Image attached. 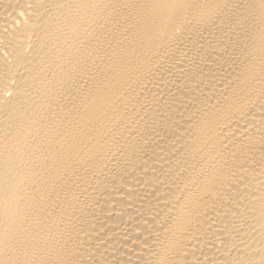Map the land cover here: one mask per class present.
I'll return each instance as SVG.
<instances>
[{"label":"bare ground","instance_id":"obj_1","mask_svg":"<svg viewBox=\"0 0 264 264\" xmlns=\"http://www.w3.org/2000/svg\"><path fill=\"white\" fill-rule=\"evenodd\" d=\"M0 264H264V0H0Z\"/></svg>","mask_w":264,"mask_h":264}]
</instances>
